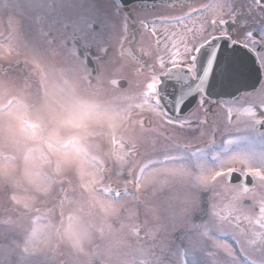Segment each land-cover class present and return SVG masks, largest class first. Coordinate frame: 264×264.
Here are the masks:
<instances>
[{"label":"clouds","instance_id":"obj_1","mask_svg":"<svg viewBox=\"0 0 264 264\" xmlns=\"http://www.w3.org/2000/svg\"><path fill=\"white\" fill-rule=\"evenodd\" d=\"M11 51L27 70L0 73V260L138 264L145 241L163 231L162 205L193 178L169 177L163 193L135 200L83 191L106 163L123 165L113 141L132 137L120 120L119 93L105 72L92 81L81 68L56 60L44 66ZM69 103L79 111L61 108ZM189 201L175 202L187 212Z\"/></svg>","mask_w":264,"mask_h":264},{"label":"snow or ice","instance_id":"obj_2","mask_svg":"<svg viewBox=\"0 0 264 264\" xmlns=\"http://www.w3.org/2000/svg\"><path fill=\"white\" fill-rule=\"evenodd\" d=\"M166 6L175 7L171 0H160ZM187 6V5H185ZM255 6L259 7L264 15V4L255 0ZM221 6L215 4L205 5L196 9V19L200 21L199 27L193 19V12L186 15L162 17L151 22H141L145 33L149 30L156 39L158 50L166 55H161L157 64H148L142 59L144 50L141 48L133 56L121 48V56H126L137 64L138 74L150 73L143 82L137 81L135 87L139 91L132 90V82L125 91L121 88L117 76H123L122 68H116L110 77V86L113 91L119 93L118 99L123 103L119 112L121 123L126 122L138 111L151 113L163 125L174 128H184L192 122L185 119L195 111L191 105L203 106L208 99L217 102L221 97L238 98L237 94L243 92L251 82L252 69L246 63L242 50L257 54L258 59L255 69L257 73L264 69V55L258 54V50H264V27L260 30V38L254 39V33L248 31L246 38L238 43L237 38L225 25L229 23L221 11L215 12L211 19L212 31H207L205 25L208 16L214 9ZM155 10V9H153ZM232 21L235 22V14ZM219 30L220 35L215 32ZM207 32V34H205ZM162 45V49L159 46ZM259 46V47H258ZM182 72L187 80L176 79V73ZM63 110L72 113L79 109L73 104L61 105ZM262 111L260 117H264V100L261 101ZM229 124L232 123V107L227 108ZM251 117L242 124L237 123L235 130H239L249 122L264 123V118H257V112L248 108L244 112ZM71 121H69L70 123ZM143 127V120L140 121ZM203 135V133H201ZM144 137H132L128 152H125V143L113 141L119 147V159L126 163V157L139 156L137 143ZM217 141L211 139L205 142V146ZM231 144L230 139L222 141ZM193 143H183L178 138L167 136L157 147L153 142L152 154L136 170L129 171L132 177L125 184L123 190L114 187L111 183L103 186L102 178L105 169L93 173L83 183L82 190L88 194H99L105 198L117 200L131 197L134 200L139 197L141 188L146 183H152L157 176H190L196 185L198 193L211 192L207 198L211 216L221 239L213 240V253L215 264H223L224 260L234 258L237 252L247 250L256 251L258 248L264 254V168L253 167L248 158L242 155H232L219 160L214 167L204 164L201 159V150ZM253 178L257 184L249 187L246 178ZM234 178H239V183H232ZM131 183L134 192H130L127 184ZM102 185V186H100ZM190 193L185 186L176 189L172 200H186ZM220 197L230 200L226 206L218 203ZM251 199L252 205L245 208L244 199ZM15 201V197H12ZM190 202V201H189ZM258 206V214L254 209ZM248 226L243 227L242 223ZM137 235H141L138 231Z\"/></svg>","mask_w":264,"mask_h":264},{"label":"flooded vegetation","instance_id":"obj_3","mask_svg":"<svg viewBox=\"0 0 264 264\" xmlns=\"http://www.w3.org/2000/svg\"><path fill=\"white\" fill-rule=\"evenodd\" d=\"M45 1L44 11L36 15L31 7L27 11L18 7L24 0H5L2 3L4 13L8 15L9 11H14L12 20L17 24L14 31L12 27L9 36H15L16 44L31 45L38 43L39 49L45 55H51L49 59H35L34 61L37 63L49 66L53 60H56L62 65L81 68L92 81H95L104 72L111 77L116 68H123L124 75L116 77L121 84L119 91L127 90L130 81L132 82V90L139 91L140 89L135 87L136 82H143L150 75L147 72L138 74L139 66L126 56L122 57L121 48L133 56L136 55L135 50L139 52V49L142 48L144 50L142 59L148 64H157L159 57L166 55L162 50H158L157 37L153 36L150 30L147 33L143 31L141 22H151L162 17L181 16L193 12V19L199 27L200 21L196 19L194 10L201 9L205 5L215 4L221 7L214 9L209 14L205 25L207 31L213 30L211 28L212 16L221 9L224 18L229 21L225 27L233 33L238 43L246 38L248 31H252L254 33L253 38L258 40L260 30L264 27V15L261 14L262 10L255 6V0H187L185 3L172 2L171 4H174L175 7L139 3L124 7L113 0ZM260 3L264 4V0H260ZM230 12L235 14L234 23ZM26 19L31 24L28 35H26L27 30L23 24ZM3 29L2 26L0 31ZM215 34L220 35V31L217 30ZM159 49H162V45L159 46ZM247 52L249 54L247 57L244 56L243 52L244 59L255 57L258 59L257 54L251 51ZM52 54L55 55L56 59L52 57ZM258 54L264 55V50H258ZM20 67L26 72V66L23 63ZM181 78L188 79L184 73L179 72L176 79ZM263 89L254 95L242 96L235 101L219 100L217 102L215 99H208L202 107L196 105L195 111L185 116V119L192 123L185 125L182 129L168 125L161 127V122L151 113L134 112L126 122V129L131 137H144V140L137 143L140 155L133 157L130 153L125 158L126 163L122 166L115 164L114 161L106 163L104 169L107 184L114 183L116 186L121 185L124 188L125 184L132 179L128 175L129 171L136 170L138 174V167L146 162L148 156L152 154L153 142L158 147L167 136L176 137L183 143L191 142L199 147H204L206 141L215 139L216 143L202 148L200 159L203 163L218 158L222 153L228 155L229 150L236 147L243 149L245 146L255 144L256 149L264 150V128L262 129L264 123L260 126L254 122H249L239 130H235L238 122L242 124L251 119L244 114L248 108L257 112V118H264L260 117L258 113V111H262L259 104L260 101L264 100V97L259 98V95ZM228 107L233 109L231 124H229ZM141 120L144 122L143 127H141ZM226 139H230L232 143L224 144L222 141ZM129 147L130 142H125V152H128ZM168 178V176L160 175L149 184L155 185L154 191L160 190V193H163L162 188L167 187ZM127 186L130 192L135 191L131 183H128ZM185 186L190 193V198L195 203L198 197L192 196V193L197 190L194 181ZM147 192L145 186L140 190L139 193L143 195L142 199L147 197ZM139 193L136 194L139 195ZM202 201L207 203V200ZM168 205H178L174 200H169L162 205V208H165V211H162L164 212V220L173 222V219L166 216L169 214ZM190 214L194 216L192 212ZM191 218L193 217H189V219ZM185 221L182 222L180 216H176L174 222L184 224ZM242 226L248 227L247 222H243Z\"/></svg>","mask_w":264,"mask_h":264},{"label":"rangeland","instance_id":"obj_4","mask_svg":"<svg viewBox=\"0 0 264 264\" xmlns=\"http://www.w3.org/2000/svg\"><path fill=\"white\" fill-rule=\"evenodd\" d=\"M4 1L0 0V28L2 26L4 28L3 31H0V63H3L5 70L0 71V73L18 75L15 64L18 63L19 59L23 58L16 57L11 48L19 54V57H28L30 59H42V57L39 54L40 52H37L34 48H30L28 45L18 47L9 41L10 34L7 27L9 23H12L14 11H9L8 15L5 14L2 5ZM45 2V0H24L18 7L25 11L31 7L36 13H41L44 11ZM10 7L12 8L13 6ZM10 52L11 55L9 54ZM263 97L264 89L259 95V98ZM259 105L261 107V101ZM260 112L258 111L259 114ZM232 155H242L249 159L253 167L264 168V150L261 148H252L249 151L241 152V154L225 155L222 153L218 158H213L204 164L214 167L219 163L220 159ZM105 179L104 177L102 178V184L105 182ZM143 188L144 186L141 189ZM162 189L163 191L165 190L164 188ZM155 192L157 191H148L147 196L154 195ZM195 193H192V196H197L198 198L195 203L190 198V203L187 205L189 210L187 212L183 211L179 206L168 205L169 214L166 216H169V219H173V222H166L163 216V231L156 239L145 241L143 254L139 257L138 264H215V257L212 255V241L221 239V236L216 230L208 204L202 201H206L212 193H198V190H195ZM139 196L142 197L143 195L139 193ZM218 203H223L226 206L230 203V200L220 197ZM242 204L245 208H249L252 205V200L246 198L242 201ZM161 210L165 211V208ZM254 211L258 214V206ZM191 212L194 216H191ZM176 216H180L182 222L186 220L185 223H175ZM189 217L193 218L189 219ZM0 264H3L2 260H0ZM32 264H41V262L37 259L33 260ZM223 264H264V254L260 252L259 248L256 251L237 252L234 258L224 260Z\"/></svg>","mask_w":264,"mask_h":264},{"label":"water","instance_id":"obj_5","mask_svg":"<svg viewBox=\"0 0 264 264\" xmlns=\"http://www.w3.org/2000/svg\"><path fill=\"white\" fill-rule=\"evenodd\" d=\"M117 1L120 5H131L134 3H143V2H147V3H156V4H162L160 2V0H115ZM172 1V0H171ZM246 63L249 65V67L252 69V73H251V82L249 84L248 87L243 89V92L237 94L238 98L244 94H252L255 93L261 86L262 83V79H263V71L262 69L260 70L259 73H257L255 71V69L258 67V65H256L257 63V59H245ZM221 98H225L227 100H234L236 98H228V97H221ZM247 183L249 184V186L253 185L252 182V178L248 177L246 178ZM232 182H240V179L232 181Z\"/></svg>","mask_w":264,"mask_h":264}]
</instances>
